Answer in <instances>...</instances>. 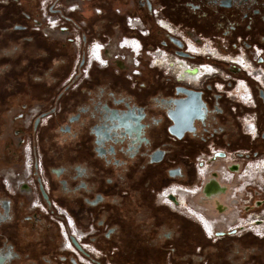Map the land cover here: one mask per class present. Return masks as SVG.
I'll use <instances>...</instances> for the list:
<instances>
[{"label": "flooded vegetation", "instance_id": "af4514ba", "mask_svg": "<svg viewBox=\"0 0 264 264\" xmlns=\"http://www.w3.org/2000/svg\"><path fill=\"white\" fill-rule=\"evenodd\" d=\"M42 1L0 0V264H191L218 254L210 240L226 234L211 215L225 212L223 198L264 190L255 170L264 157L243 173L236 160L254 156L238 150L239 134L264 139L254 73L264 69V0H85L104 10L82 16L65 12L68 0L43 13ZM110 9L122 33L111 46ZM46 14L59 29L45 27ZM99 26L104 65L88 60ZM122 39L137 40L139 53L135 42L120 50ZM255 217L264 214L230 233L253 231ZM191 219L210 240L194 236Z\"/></svg>", "mask_w": 264, "mask_h": 264}, {"label": "rangeland", "instance_id": "374dc122", "mask_svg": "<svg viewBox=\"0 0 264 264\" xmlns=\"http://www.w3.org/2000/svg\"><path fill=\"white\" fill-rule=\"evenodd\" d=\"M119 6H120V4L114 3L111 6V8L114 9L116 7H119ZM91 7L100 8V9L104 10V6L101 3H97V5H94ZM91 7H89V5H85L82 8L81 12L84 15H89L90 13H92V11L90 10V9H92ZM110 13H111V15L110 14L108 15L109 21L106 20V22H105V23H107V22L108 23L106 26V31L104 32V34L108 36V40L110 41L109 46L112 45L113 39L118 41L120 39V36L122 35L121 27H120V19H118L116 16H114L113 10H111ZM33 14H34V11H31V16ZM78 17H80V16H78ZM101 28H102V26L101 27L99 26V32L92 33V37L89 38L90 42L92 41V43H94V41H95V43L96 42L97 43H103V42L99 41L100 39H102L101 33H100ZM91 45H92L91 43L88 45V48L90 49L89 54L91 52V48H90ZM88 48H87V50H88ZM105 48H109V47H105ZM109 50L112 51V48H110ZM118 53H119V55L122 54V52H120V51L116 52V54H118ZM90 58H91V55H90ZM104 59L106 60L105 57H104ZM74 60H75V58H74ZM91 61H92V63H95L93 61V59H91ZM114 70H116V69L114 68ZM158 71H161V70L156 68L157 74H159ZM163 72H165V71H163ZM239 119H240V117H239ZM237 147H238V150L240 152H242V151L245 153L248 152L249 156L251 153L254 154V156L253 157L250 156V158L249 157H246V158L237 157L236 158L237 162L239 163V165H238L239 173L244 172V170L243 171H241V170L247 161L260 159V158L264 157V139H258L255 142L250 143V141L248 139L242 138L239 134V136L237 138ZM221 167L223 168L224 166H221ZM231 176H233V175H231ZM235 177L236 176H234V178ZM241 185H243V183L239 184V187H240L239 189L242 188ZM234 186H235V184H234ZM256 190L257 189L253 188L249 191L244 192L241 196H237V198H235L236 202L234 204H232L230 202L233 199L234 194H232L233 197H231L229 194L228 196L223 198L224 204L227 206V208L229 207L230 209L227 210V208H226L224 210L225 212L223 214L217 212L214 215H211V219L213 220V222H215V226L216 227L219 226L220 229H223L224 233L226 234V235H224V234L218 235V239H212V240L208 239L204 235L202 228L201 227H200L201 229L199 228V224H197L195 221H192V219H191V222H193L194 224L196 223V225L198 226L196 229V232H194V236L196 238L206 239V240H210V241L216 240L214 242V244L211 246H216L218 244L219 250L217 251V253H219V252L224 253L226 251L225 252L226 254H224V256L227 257V255H228L230 257V261L227 262L228 264H237L238 258H236V256H233L234 253H238L239 251L243 252L244 250L247 252H251L252 251L251 249H254L255 247L264 249V239H258L262 235L261 231L264 232L263 230H260L259 232H254V231L250 232L248 229H245V230H237L236 232L230 233V230H233L236 226H238V223L235 224L236 221L238 222V221H241L242 219L245 220L251 216H257V215L264 214V190H262V188H259V190H257V191ZM187 202L189 205H192L193 207H195L198 204V202L195 199H192L190 197L187 198ZM221 227H223V228H221ZM253 233L257 234L259 237L258 238L254 237ZM250 238H255L256 240L252 241V239H250ZM217 242H219V243H217ZM225 242H227V243H225ZM236 248H238V249H236ZM256 252L259 254V252L257 250H256ZM213 255H215L216 256L215 258H217L218 260H219V258H222V256L219 257L216 254H213ZM250 262L251 261H249L248 264H252ZM141 263L142 264H155V262H151V261H142ZM179 263L180 262H177L176 264H179ZM107 264H117V263L115 261H108ZM157 264H170V262L167 260L166 261L160 260V261H158ZM216 264H218V263H216ZM241 264H246V263L242 262Z\"/></svg>", "mask_w": 264, "mask_h": 264}, {"label": "built area", "instance_id": "2783aa9c", "mask_svg": "<svg viewBox=\"0 0 264 264\" xmlns=\"http://www.w3.org/2000/svg\"><path fill=\"white\" fill-rule=\"evenodd\" d=\"M52 1L53 0H43L41 2V8L43 9V13L45 12V9H46L47 5L49 3H51ZM85 5H86V1L85 0H68L67 1V4L65 5V12L66 13H70V14H72V13L73 14L78 13L79 15L82 16L84 14L81 11H82V8ZM44 21H45V27L47 29H50V30H57V29H59V25L61 24V22H60L59 19H57L56 17H53V16H49L47 14L44 16ZM133 21H134L133 19H128L127 20V24L129 26L133 27V25H134V22ZM126 41H128V44L129 45H131L132 42L138 43L139 50L136 53H134V55H136L137 53H139V51L141 49V45L135 39H122L119 42V49H120V47H122V45H124V44L127 43ZM73 42L76 45H79V43H80L79 37L78 36H75ZM91 44L92 45L90 46V48H91L90 54H89V50L90 49L88 48V50H87V52H88V60L90 62H92L91 59H93V53H94V51H96V53H97V55H99V57H100V55L102 53L101 56L103 57V59L100 60V61L98 59L97 60H94L93 59V61L95 63H98L99 65H104L105 62H106V60L104 59V57H105V55H104V50H105L104 45L102 43H97V42L95 43V41H94V43H91ZM127 48L128 47H126L125 49H127ZM125 49L122 48L120 50H125ZM100 50H101V52H100ZM90 55H91V58H90ZM188 70H194V69H188ZM254 73H255V77L258 78L259 84L264 87V81L260 79V78L264 77V69H262V70H256V71H254ZM244 124L246 125V131L248 132V134H250L251 136H254L256 134V126H255V120H254L253 116H250L249 115L246 118H244ZM202 169L203 168H199V170H202ZM187 191H191V190H187ZM193 193H195V192L193 191L191 194H193ZM261 233H262V235L260 237L257 234H254V233H253L254 234L253 236L254 237H257V238L259 237V239H261L264 236V232L261 231Z\"/></svg>", "mask_w": 264, "mask_h": 264}, {"label": "trees", "instance_id": "16d2710c", "mask_svg": "<svg viewBox=\"0 0 264 264\" xmlns=\"http://www.w3.org/2000/svg\"><path fill=\"white\" fill-rule=\"evenodd\" d=\"M250 239H252V241L253 240H256L255 238H250ZM236 249H238V248H236ZM214 250L215 249H212L211 251H213V253L216 254ZM251 250H252L251 252H247V251L244 250L243 252H240L239 251L238 253H234L233 256H236V258H238L237 259L238 260L237 261V264H241L242 262L243 263H246L245 260H248V261L250 259L256 260L257 257L259 258V261L261 262V264H264V249L263 248H257V247H255L254 249H251ZM256 250L259 252V254L256 252ZM209 252H210V250H208L206 252V255H205V256H208L207 259L201 258L200 260H193L190 263L191 264H201L202 262H205L206 260H209V264H216V263L220 264V262H223L224 259L230 260V257L228 255H227V257L224 256V254H226L225 253L226 251L224 252V254L222 253V255L219 254V253L216 254L219 257L222 256V258H219V260L217 258H215L216 257L215 255H213L212 253L210 254ZM256 255H258V256H256ZM125 264H129V262L127 261V262H125Z\"/></svg>", "mask_w": 264, "mask_h": 264}, {"label": "bare ground", "instance_id": "6f19581e", "mask_svg": "<svg viewBox=\"0 0 264 264\" xmlns=\"http://www.w3.org/2000/svg\"><path fill=\"white\" fill-rule=\"evenodd\" d=\"M93 55H95V54L93 53ZM260 165H258L257 168H255V170L257 172H258L259 168H260V170H263L264 169V165H261V166ZM262 223H264V219L255 217L254 218V223H253V231L254 232H259L260 230H263L264 231V225H262ZM207 226L208 225H206V227ZM207 228H208V232L210 233V228L209 227H207Z\"/></svg>", "mask_w": 264, "mask_h": 264}]
</instances>
